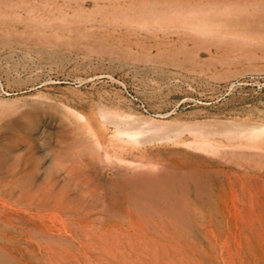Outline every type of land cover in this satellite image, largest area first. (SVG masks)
Masks as SVG:
<instances>
[{
    "label": "rangeland",
    "instance_id": "1",
    "mask_svg": "<svg viewBox=\"0 0 264 264\" xmlns=\"http://www.w3.org/2000/svg\"><path fill=\"white\" fill-rule=\"evenodd\" d=\"M234 125H264V0H0V264H264Z\"/></svg>",
    "mask_w": 264,
    "mask_h": 264
},
{
    "label": "bare ground",
    "instance_id": "2",
    "mask_svg": "<svg viewBox=\"0 0 264 264\" xmlns=\"http://www.w3.org/2000/svg\"><path fill=\"white\" fill-rule=\"evenodd\" d=\"M139 120H141V119H139ZM226 132H227V135L231 136L229 138V140H233V141L234 140H237V141L238 140L239 141L240 140H245L252 147L255 146L262 139V137H263V140H264V125H246V126H244V125H234L232 129H229ZM128 135L129 134H127V136ZM124 136H125V134H124ZM132 137H134V135L133 136L131 135V138ZM212 147L213 146H211L210 149H212ZM252 147H251V149H252Z\"/></svg>",
    "mask_w": 264,
    "mask_h": 264
},
{
    "label": "built area",
    "instance_id": "3",
    "mask_svg": "<svg viewBox=\"0 0 264 264\" xmlns=\"http://www.w3.org/2000/svg\"><path fill=\"white\" fill-rule=\"evenodd\" d=\"M134 100H135V102L138 104V107H139L141 110H143V111L145 112V107H144V105L141 104L140 102H138L136 99H134Z\"/></svg>",
    "mask_w": 264,
    "mask_h": 264
}]
</instances>
